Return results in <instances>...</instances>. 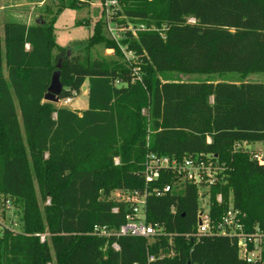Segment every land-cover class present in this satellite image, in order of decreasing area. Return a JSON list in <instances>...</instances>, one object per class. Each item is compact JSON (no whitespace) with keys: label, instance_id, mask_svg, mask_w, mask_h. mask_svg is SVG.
Returning a JSON list of instances; mask_svg holds the SVG:
<instances>
[{"label":"trees","instance_id":"trees-1","mask_svg":"<svg viewBox=\"0 0 264 264\" xmlns=\"http://www.w3.org/2000/svg\"><path fill=\"white\" fill-rule=\"evenodd\" d=\"M121 2L120 14L156 27L123 40L137 57L132 64L120 59L124 53L106 36L102 18L85 45L87 51L99 44L114 50L102 59L82 60L58 45L56 16L29 25L6 22L3 37L0 25V195L18 202L22 212V231L4 229L0 237V264H147L148 252L166 249L169 237L150 244L138 237L107 240L92 231L124 222L128 204L111 194L144 189L148 153L216 157L228 183L212 187V217L219 218L231 197L247 230H264V163L236 148L264 142V83L166 77L264 73V0ZM56 70L64 86L60 99L87 86L86 109L44 100ZM34 182L42 199L50 198L44 215ZM162 182H169L165 174ZM198 205V189L189 183L177 194L148 198V221L172 234L179 250L166 262L248 264L235 236H180L195 231ZM44 233L51 235L42 242Z\"/></svg>","mask_w":264,"mask_h":264},{"label":"built area","instance_id":"built-area-1","mask_svg":"<svg viewBox=\"0 0 264 264\" xmlns=\"http://www.w3.org/2000/svg\"><path fill=\"white\" fill-rule=\"evenodd\" d=\"M104 22V31L107 37L122 49L126 61L130 64L136 61L135 53L128 49V44L123 40L130 37H137L139 32L156 29L154 25L147 27L144 23H137L122 12L121 0H98ZM189 22H195L193 18ZM113 50V49H112ZM114 52V50H113ZM136 73V69L134 70ZM73 97L60 99L63 106H68ZM257 144V143H256ZM250 146L248 143L238 144L236 148L249 151L253 160L259 164L264 163V142H259V146ZM115 164H119V159L115 158ZM163 174L168 177L169 182H162ZM145 187L143 190H116L112 192V199L128 204V210L124 222L118 227L108 225H95L92 234L104 238H125L138 237L147 239L150 244L155 243L162 237H169V245L166 249L159 248L158 252L147 254V264H168L166 260L173 258L179 250L176 248L173 236L158 223L148 221L147 200L151 196L159 197L166 194L179 193L185 188V184H193L198 189V211L196 215V228L192 233L181 234L185 239L198 241L202 236H235L238 239L239 257L248 264H264V230L255 226L247 230L244 224L242 213L235 209L232 198H229L228 208L214 219L211 215L212 207V187H222L228 183V175L224 164L212 155L203 153L186 154L183 157L157 155L148 153L143 170ZM216 201L222 203L224 196L222 192L216 195ZM50 203V201H48ZM10 210V208H7ZM114 213L119 211V207H114ZM1 213V212H0ZM1 217V215H0ZM19 221V220H18ZM11 221L10 227L13 232H20L18 227L20 221ZM16 233V232H15ZM42 242L44 240L42 239ZM156 244H158L156 242ZM112 247L119 250V245L114 240Z\"/></svg>","mask_w":264,"mask_h":264},{"label":"rangeland","instance_id":"rangeland-1","mask_svg":"<svg viewBox=\"0 0 264 264\" xmlns=\"http://www.w3.org/2000/svg\"><path fill=\"white\" fill-rule=\"evenodd\" d=\"M73 0H0V25L3 27L6 22H23L28 15L31 16V22L34 23L44 17L50 20L56 16L55 23V39L58 45L69 51V55H79L82 60L86 59H102L108 56H114L112 49H106L104 44L94 46L90 51H87L86 44L89 37L93 33V24L101 18V7L98 0H81L88 1L90 4L83 7L70 8L67 6ZM62 10L59 12V10ZM86 20H90L89 24H85ZM107 36V35H106ZM125 56V55H124ZM125 59L122 57L120 59ZM126 60V59H125ZM168 79L177 81H227V82H254L264 83V73H251L243 75L240 73L230 72L222 74H181L168 73ZM89 103L88 95L81 91L73 95V100L68 106H63V103H55L58 107H67L71 110L79 111L80 108H87ZM260 144L257 143L258 147ZM253 147V146H251ZM34 188L41 213L44 215L45 206L50 201L49 197L42 199L41 190L37 182H34ZM10 208L8 210L7 208ZM20 205L13 199L6 198L0 195V237H3L4 229L10 227L11 221H18L21 217ZM19 222V221H18ZM22 231V224L14 227L15 230ZM17 232V231H15ZM51 233L40 235L41 241H48ZM53 262L55 259L53 258Z\"/></svg>","mask_w":264,"mask_h":264},{"label":"water","instance_id":"water-1","mask_svg":"<svg viewBox=\"0 0 264 264\" xmlns=\"http://www.w3.org/2000/svg\"><path fill=\"white\" fill-rule=\"evenodd\" d=\"M68 54H69V51H68ZM60 74H61L60 70H56L53 73L51 77L50 85L44 96L45 101H49V102L56 103V104L60 101V95L64 89L63 83L60 78ZM86 90H87V86H83L82 91H86Z\"/></svg>","mask_w":264,"mask_h":264},{"label":"crops","instance_id":"crops-1","mask_svg":"<svg viewBox=\"0 0 264 264\" xmlns=\"http://www.w3.org/2000/svg\"><path fill=\"white\" fill-rule=\"evenodd\" d=\"M21 23H25V24H32V22H31V16L30 15H28L27 17H25L24 18V21L23 22H21ZM62 47V46H61ZM87 95H88V92H87V90L86 91H84ZM88 107V106H87ZM84 109H86V107L85 108H80L79 109V111H82V110H84Z\"/></svg>","mask_w":264,"mask_h":264}]
</instances>
